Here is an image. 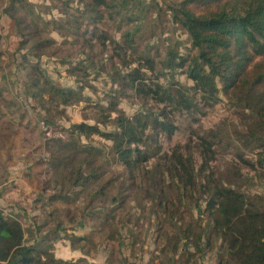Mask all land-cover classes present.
Segmentation results:
<instances>
[{
  "label": "trees",
  "instance_id": "obj_1",
  "mask_svg": "<svg viewBox=\"0 0 264 264\" xmlns=\"http://www.w3.org/2000/svg\"><path fill=\"white\" fill-rule=\"evenodd\" d=\"M61 1L66 12L68 3L74 0ZM76 1L84 7L85 16H82L93 27L101 21L104 12L118 25L125 20V24L134 26L122 32V42L104 31H93L92 43L91 37H84L86 29L80 32L75 25L76 17L74 24L68 15L65 17L67 25L63 28L73 35V44L84 55L74 63L62 61L76 88L53 84L38 64H31L27 55L20 53L19 66L27 76V92L47 110L52 125L51 111L63 112L58 104H76L82 99V91L89 85L90 69H105L109 65L110 81L116 84L107 94L105 104H94L96 122L72 123L65 129L66 137L60 139V150L50 156L49 165L61 167L64 189L78 187L72 191L71 197L75 198L83 193L106 196L108 188L115 186L112 181L120 180L118 196L123 201L127 188L140 189V182H145V196L151 201L156 198L155 206L168 221H181L185 212L198 210L195 219L188 215L191 219L186 220L182 230L163 231L164 249L177 252L181 248L177 262L185 264L195 255L218 248L222 257L217 264H264V194H248L240 184L246 178V168L264 180V0H162L166 9L155 4L157 0H151L153 5H142L143 0ZM154 6L153 20L145 12L150 13ZM32 7L29 0H8L3 13L14 21L13 31L19 44L30 43L31 53L39 57L46 52L52 38L43 32L39 24L42 17ZM20 10L31 14L29 21ZM144 16L152 20L149 22L154 30L168 22L181 29L189 38L187 52L181 55L178 43L169 44L165 56L158 59L159 56L150 55L151 45L136 50L139 19ZM96 45L102 52L108 46L112 48L105 62L94 52ZM176 67L185 68L187 77L193 81L191 86L173 80L159 81L165 75L173 77ZM195 93L201 99L213 101L219 94L226 96L235 103L238 123L230 131L219 127L192 129L186 143L161 152L160 134L172 133L171 121L176 112L196 107ZM121 98L138 102L140 109L127 115L118 106ZM221 132L225 142L234 146L237 158L222 177L216 175V166H211L218 158L216 143L222 137ZM80 135L88 141L81 143ZM92 135L110 141L108 149L93 142ZM231 135L245 147L256 150L255 157L245 156ZM65 146L74 151L64 153ZM149 160L152 166H148ZM112 164L122 168L109 169ZM172 190L173 199L168 195ZM40 228L37 227L38 232ZM57 229L61 225L57 224ZM25 233L18 219L0 209V264H94L84 259L74 263L56 258L50 250L48 234L39 233L34 242L27 243ZM80 239L72 237V241Z\"/></svg>",
  "mask_w": 264,
  "mask_h": 264
},
{
  "label": "rangeland",
  "instance_id": "obj_2",
  "mask_svg": "<svg viewBox=\"0 0 264 264\" xmlns=\"http://www.w3.org/2000/svg\"><path fill=\"white\" fill-rule=\"evenodd\" d=\"M29 1L33 3L32 8L42 17L39 19V24L42 25L43 32L52 38L46 52L41 53L39 57L31 53L30 43L19 44L18 35L13 31L14 21L3 13L8 0H0V53L2 55L0 57V209L5 215L20 221L26 230L27 243L34 242L39 233L48 234L49 239L47 240L51 244L50 250L54 256L58 244L66 243L71 249L85 250V254H92L97 252V246L100 247L101 244H104L106 248L109 244L113 246L117 237L125 235L128 238L126 250L132 259H137L138 264H184L177 262L181 249L177 252L164 249L163 233L165 230L167 232L182 230L186 225V220L191 219L188 215H192L194 219L197 217V209L192 208L191 213L185 212V217L181 221H168V217L161 214V210L155 206L156 198L151 201L145 196L143 192L145 182H140L142 185L140 189L127 188L123 192L126 195L123 201L118 196L120 180L112 181L115 186L108 188L106 196H91L83 193L77 198L71 197L72 191L79 188L64 189L61 184L63 181H60L61 167L54 168L49 165L50 156L56 155L53 153L61 148L60 139L63 140L66 137V128L76 122L91 124L96 122L94 104H105L107 94L116 87V84L110 81L109 65L105 69L98 67L90 69L89 85L84 87L82 99L79 102L58 104V107L63 110L59 114L54 110L51 111L54 125L48 122L47 110L39 105L30 92H27V76L24 68L19 66L20 53H24L31 64L36 63L41 67L44 75L53 84L61 88H76L73 87L75 86L74 78L68 75L67 65L62 61L69 60L70 63H74L84 55L73 44V35L63 28L67 25L65 17L68 15L71 24H74L76 17L75 25L79 27L80 32L86 29L84 37H91L92 43L95 39L92 35L93 31H104L110 38L122 42V32L134 24H125L124 20L118 25V22L110 20L107 12H104L101 21L93 27L88 18L84 17V7L76 0L68 3L66 12L63 11L64 4L61 0ZM143 1L142 5H153L151 0ZM154 3L166 9L162 0ZM155 8V6L152 7L150 13L145 12L147 17L152 15L153 20L156 16ZM20 14L26 21L30 20L31 14L28 11L20 10ZM139 20L141 23L138 26V40L135 42L136 50L140 51L151 45L150 55L159 56L156 57L158 59L165 56L169 44L178 43L179 53L184 55L187 52L189 38L181 29L175 28L168 22L167 25H158V29L154 30L152 23L149 22L152 20L146 19L145 16ZM100 49V46L96 45L94 52L99 59L102 58V62H105L112 48L108 46L104 52ZM125 56L128 58L129 53ZM185 71V68L176 67L173 77L165 75L159 81L164 83L173 80L182 85L191 86L193 81L187 77ZM3 73L5 76H2ZM194 98L196 107L174 114L171 121L172 133L160 134L158 143L161 146V152H168L175 145L186 143L192 129L219 127L223 131H230L233 125L238 123L234 113L235 103L229 101L226 96L219 94L218 99L213 101L201 99L200 94L195 93ZM118 106L127 115H132L140 109L138 102H133L128 98L119 99ZM112 115L115 113L112 112ZM100 127L104 129V126ZM221 136L216 143L218 158L211 162V166L215 165L216 175L219 174L222 177V173L228 172L231 169L230 165L237 162V158L232 143L225 142L222 132ZM231 136L233 143L241 149L245 156L255 157L256 150H250L235 136ZM92 137L93 142H98L106 150L108 149L110 141L97 135H92ZM78 138L81 143L88 141L83 135ZM64 148V153L74 151L69 146ZM151 162L149 160L148 166H152ZM121 168L122 166L117 164L109 166V169ZM245 172L246 178L240 182L243 191L248 194H264V180L258 178L248 168ZM224 183L227 185V182ZM168 195L173 199L174 191L168 192ZM113 196H118V198L112 200ZM161 219L164 221L161 222ZM79 222L87 227L88 234L84 237L70 233L79 232ZM173 222L174 225H171ZM57 224L61 225V229L55 230ZM38 226L41 227L39 232L37 231ZM51 230L56 231L55 235L51 234ZM74 236L81 237V239L72 241ZM188 247L190 251L193 250L192 246ZM145 253L146 258L143 259L142 256ZM138 255H140L139 259ZM150 257L157 258L158 261H149ZM220 257H222L221 250L214 248L204 254L191 257L185 264H217ZM153 258L151 260H154ZM79 259L86 260L85 257H69L63 260L75 263Z\"/></svg>",
  "mask_w": 264,
  "mask_h": 264
},
{
  "label": "crops",
  "instance_id": "obj_3",
  "mask_svg": "<svg viewBox=\"0 0 264 264\" xmlns=\"http://www.w3.org/2000/svg\"><path fill=\"white\" fill-rule=\"evenodd\" d=\"M78 224L79 232L77 234L74 232L70 233L84 237V235L88 234L87 227H84L82 222H79ZM127 242L128 238L125 235H120V237H117V240L114 241L113 246H110L109 244L106 248L104 244H101L100 247L97 246V252L92 254H85V250L80 251L77 249H71L66 243H62L56 246L55 257L61 259H67L69 257H85L88 262L90 261L95 264H138L139 262H137L136 258L132 259L129 256L128 251L126 250ZM142 257L145 259L146 253ZM139 258L140 255H138V259ZM152 258L153 257H150L149 261H158L157 258L151 260Z\"/></svg>",
  "mask_w": 264,
  "mask_h": 264
}]
</instances>
